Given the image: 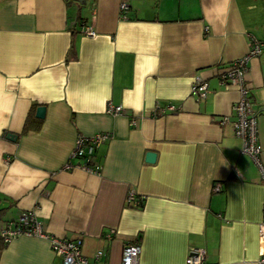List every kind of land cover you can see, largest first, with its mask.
<instances>
[{
    "label": "crops",
    "instance_id": "0c3cea01",
    "mask_svg": "<svg viewBox=\"0 0 264 264\" xmlns=\"http://www.w3.org/2000/svg\"><path fill=\"white\" fill-rule=\"evenodd\" d=\"M252 38L262 46L245 78L264 168V0H0V229L33 209L47 233L81 239L86 264H120L127 241L137 264H187L192 248L201 264H257L264 179L234 133L237 87L217 77ZM195 75L205 98L191 93ZM167 104L176 110L155 112ZM39 105V127L21 133ZM97 132L110 134L92 159L100 173L63 169L77 137ZM59 262L42 237L0 248V264Z\"/></svg>",
    "mask_w": 264,
    "mask_h": 264
},
{
    "label": "built area",
    "instance_id": "2783aa9c",
    "mask_svg": "<svg viewBox=\"0 0 264 264\" xmlns=\"http://www.w3.org/2000/svg\"><path fill=\"white\" fill-rule=\"evenodd\" d=\"M121 15L127 9V4L121 2L119 4ZM84 34L93 36L95 32L89 26H83L81 30ZM262 42L260 40L251 39L249 50L244 56L237 58L230 62L228 66L217 74L219 81L225 85H234L238 90V98L233 103L232 109L234 114L233 129L237 137L241 139V152L251 156L253 161L260 169L261 176L264 179V168L259 160V153L261 145L257 136V120L254 112L250 106L249 86L247 85L246 62L249 57L257 55L261 51ZM208 83L199 75H195L191 82V93L198 98H205L207 94ZM156 113L165 111H175L176 107L173 104H167L162 107L155 108ZM106 111L108 113L117 115L123 111L122 106L108 104ZM223 120L227 117H223ZM221 119V122L223 120ZM135 123L134 120L131 121ZM110 134L108 132H97L89 136H78L74 147L72 148L69 159L63 165V169L68 170L74 167L81 168L87 172L99 174L101 165L92 161L97 148L103 144ZM80 158L82 161L72 163L71 159ZM214 189H218L215 185ZM142 196H137L133 190H130L125 202L132 205H138ZM259 236L264 240V203L262 206V216L259 223ZM19 234L33 235L37 237L46 238L49 240L50 247L54 254L60 257L58 264H86L87 259L81 253V239L77 238H61L51 235L43 230L41 222L39 221L33 209L26 210L19 214L14 220L8 221L0 229V237L3 242H8L14 236ZM140 247L136 242H125L122 248L120 264H137ZM101 251H97L95 257H99ZM204 257L202 249L192 248L187 257V264H201ZM257 264H264V251L259 255Z\"/></svg>",
    "mask_w": 264,
    "mask_h": 264
},
{
    "label": "trees",
    "instance_id": "16d2710c",
    "mask_svg": "<svg viewBox=\"0 0 264 264\" xmlns=\"http://www.w3.org/2000/svg\"><path fill=\"white\" fill-rule=\"evenodd\" d=\"M81 19L82 17L80 15H77V22L82 23ZM34 108V106L31 107L29 113L27 114L23 123L21 133H26L31 129H37L39 127L41 120L35 117ZM5 244L6 242H3L0 237V248L3 247Z\"/></svg>",
    "mask_w": 264,
    "mask_h": 264
},
{
    "label": "water",
    "instance_id": "95a60500",
    "mask_svg": "<svg viewBox=\"0 0 264 264\" xmlns=\"http://www.w3.org/2000/svg\"><path fill=\"white\" fill-rule=\"evenodd\" d=\"M75 1L78 2V3L83 2V0H75ZM260 109H264V107H262V106L258 107V110H260ZM44 113H45V108H44L43 105H39V106L36 107V110H35V116L36 117L43 118ZM7 137L13 140V139H15V134L8 133ZM154 159H155V153L154 152H152V151L146 152V155H145V160L146 161L153 162Z\"/></svg>",
    "mask_w": 264,
    "mask_h": 264
}]
</instances>
